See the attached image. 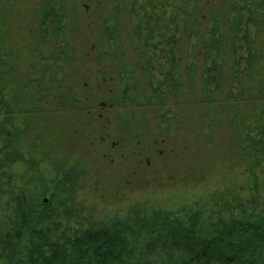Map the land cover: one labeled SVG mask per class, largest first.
<instances>
[{
    "label": "rangeland",
    "instance_id": "rangeland-1",
    "mask_svg": "<svg viewBox=\"0 0 264 264\" xmlns=\"http://www.w3.org/2000/svg\"><path fill=\"white\" fill-rule=\"evenodd\" d=\"M196 1L195 12L204 24L194 28V33L201 35L209 11L216 13L233 0ZM41 4V0H2L0 4L5 11L0 37L11 65L4 96L13 100L11 90L20 88L24 93L18 90L16 97L22 100L28 94L35 100L31 108L36 112L16 120L18 126L27 124V133L18 141L26 160L2 169L0 205L15 195L26 196L27 203L50 201L57 205L48 206L53 216L48 220L71 232L113 220L139 219L155 211L180 214L197 210L213 220L237 215L236 206L246 193L243 188L253 184L250 160L241 154L242 145L232 133L244 123L247 102L239 100L236 106L235 100L215 94L208 101L198 70L182 72L178 90L167 91L171 79H164V73L169 63L163 76L153 67L147 69L144 79L138 20L128 0H63L62 26L50 40L42 39L37 25ZM107 27H114L120 35L110 52L119 57L122 64L118 68L131 78L124 99L121 91L125 87L107 97L97 93L92 99L120 102L109 113L111 138L117 142L126 139L128 146L117 152L115 164L103 160L102 147L100 153L96 144L90 145L87 128L91 125L80 127L78 112L59 108L73 103L67 95L74 92L80 91L75 97L82 103L87 96L82 92L85 82L96 85L103 64L89 61V56L103 51L101 37ZM255 33L258 43L262 35ZM197 35L182 40V69L190 65L196 69L199 64L192 57L193 52L201 54ZM164 80L169 83L162 85ZM155 142V153L146 154L148 165L135 162L133 168L127 164L126 154L131 160L138 161V154L143 159L146 144ZM122 151L124 157H120ZM255 175L258 188L264 173L257 170ZM260 193L263 199L264 192ZM10 205L11 210L13 201ZM4 215L11 213L4 210ZM2 216L0 212V219Z\"/></svg>",
    "mask_w": 264,
    "mask_h": 264
},
{
    "label": "trees",
    "instance_id": "trees-1",
    "mask_svg": "<svg viewBox=\"0 0 264 264\" xmlns=\"http://www.w3.org/2000/svg\"><path fill=\"white\" fill-rule=\"evenodd\" d=\"M41 2L37 25L42 39L50 40L62 26L63 0ZM128 3L138 20L141 65L150 71L152 65L157 67L162 76L166 63L170 65L164 73V79H171L167 91L178 90L182 72L198 70L208 101L215 94L235 100L236 106L239 100L247 102L243 104L244 123L232 133L242 145L241 154L250 160L253 184L243 188L246 193L236 206L238 214L225 219L206 218L197 210L155 211L139 219L113 220L72 232L48 220L53 218L48 207L11 196L0 205V264H264V198L260 193L264 182L257 188L255 175L257 170L264 173V0H233L216 13L209 11L201 35L194 33V28L204 24L195 12L196 0ZM4 13L0 9V20ZM255 32L262 35L258 43ZM192 34L202 46L201 54L192 53L199 64L196 69L193 65L182 69V40ZM3 42L0 37V195L4 193L2 169L26 160L18 141L27 133V124L18 126L16 120L36 113L32 97H16L18 90H24H11L13 100L4 96L11 65ZM167 83L164 80L162 85ZM3 209L11 215L5 217Z\"/></svg>",
    "mask_w": 264,
    "mask_h": 264
},
{
    "label": "flooded vegetation",
    "instance_id": "flooded-vegetation-1",
    "mask_svg": "<svg viewBox=\"0 0 264 264\" xmlns=\"http://www.w3.org/2000/svg\"><path fill=\"white\" fill-rule=\"evenodd\" d=\"M115 36V37H113ZM120 35L116 32V30L111 27L105 28V30L102 33L101 37V49L103 50L101 53H98L97 55H92L89 56V61L91 62H97V65L103 64L100 69H99V79L96 81V85L94 87L88 85L86 82L84 83V87L82 89L83 93H86V98L83 99V102H79L78 98L75 97V95L80 93V91L74 92L67 95L70 100H74L73 103H63L59 105V108L64 109L65 112L67 110L69 112H72L75 114V112H78V121L80 123V127H83V125H91V127L87 128L89 130L88 136L91 138L90 145L94 146L95 144L98 146V151L101 153V147L104 151L102 154V158L104 161L108 162L109 164H115L117 163V152L122 150V148H127L128 144L124 140L126 139H121V141L117 142L115 139L111 138V134L113 133L111 127V117H109V113H111L112 110H114L115 105H119V101H106V100H99L95 101L92 100L94 99V95L96 98L97 93L102 95V96H111V93L118 92L119 87H125L122 89V94L123 91H125L126 86L129 84L127 81V72L122 70L121 68H118L122 63L118 62V58L116 54H111V48L113 47L112 43L117 40V38ZM120 55L121 53L118 52ZM71 59V58H70ZM143 60V59H142ZM141 60V61H142ZM154 66L152 65L150 69H152ZM116 68H118L116 70ZM140 71L142 73L143 78H146L147 75V69L145 66L140 65ZM104 73V74H103ZM125 94L122 95V99H124ZM62 96V95H61ZM92 100V101H90ZM127 100V99H126ZM64 101V98H63ZM70 102L69 100H67ZM93 110L95 112L93 113ZM95 127V129L93 128ZM122 128V126H121ZM80 129L77 131L79 132ZM164 140H162V143ZM138 143V142H137ZM147 145V146H146ZM144 149V155L143 159H140V154H138V161H135L134 159L131 160L129 155L124 153L122 151L120 157H125V161L129 166H132L133 168L136 167L134 165L135 162H137V166H140L143 163H147V165L150 163V158L149 156H146V154H152L155 153L157 150L156 145L157 142L151 144L147 143ZM92 148V147H91ZM23 198L25 199L26 196L23 195ZM50 201L43 200L42 202H37L36 205L40 206L41 208L43 207H48L51 206ZM57 204H53L51 207H56ZM39 207V209H41ZM48 209V208H47ZM52 209V208H51ZM42 210V209H41Z\"/></svg>",
    "mask_w": 264,
    "mask_h": 264
}]
</instances>
